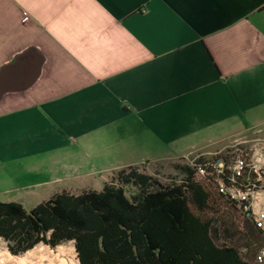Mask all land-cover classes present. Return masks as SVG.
Masks as SVG:
<instances>
[{
	"label": "crops",
	"instance_id": "obj_1",
	"mask_svg": "<svg viewBox=\"0 0 264 264\" xmlns=\"http://www.w3.org/2000/svg\"><path fill=\"white\" fill-rule=\"evenodd\" d=\"M256 136L264 0H0V202Z\"/></svg>",
	"mask_w": 264,
	"mask_h": 264
},
{
	"label": "trees",
	"instance_id": "obj_2",
	"mask_svg": "<svg viewBox=\"0 0 264 264\" xmlns=\"http://www.w3.org/2000/svg\"><path fill=\"white\" fill-rule=\"evenodd\" d=\"M177 169L169 184L130 166L100 190L0 202V239L12 255L73 242L79 264H259L260 232L191 164Z\"/></svg>",
	"mask_w": 264,
	"mask_h": 264
},
{
	"label": "built area",
	"instance_id": "obj_3",
	"mask_svg": "<svg viewBox=\"0 0 264 264\" xmlns=\"http://www.w3.org/2000/svg\"><path fill=\"white\" fill-rule=\"evenodd\" d=\"M229 147L198 155L190 164L264 238V137L236 139ZM256 260L264 264V247Z\"/></svg>",
	"mask_w": 264,
	"mask_h": 264
},
{
	"label": "rangeland",
	"instance_id": "obj_4",
	"mask_svg": "<svg viewBox=\"0 0 264 264\" xmlns=\"http://www.w3.org/2000/svg\"><path fill=\"white\" fill-rule=\"evenodd\" d=\"M232 143H229L227 145V147L230 148L229 146H231ZM207 156H210V155H207ZM191 160H192V158H181V159L168 160V161L158 163V164H150V165H146L145 167L144 166L139 167V171L153 177L154 179H156L157 181H159L162 184H169V183H172L175 181H180L183 178L184 174L182 172L178 171L177 166L178 165H188V164H190ZM115 177H116V172L111 173L107 178V182L112 181ZM94 187L96 189H99V190L102 189L100 182L95 183ZM134 191H135V189L133 187H127L126 188V192L128 195H130ZM40 245L47 246V245H44L43 243H40L36 246H40ZM60 247H62L65 250L63 254L59 253V251H58ZM47 248L49 250L55 252V253L60 254L59 258H63L66 260L77 259V254L75 252L73 242L63 243L54 249H52L49 246H47ZM7 252H9V251L7 249L6 242L4 240L0 239V257L2 256V254H6ZM23 254L24 253L19 254V255H12L11 254L13 256V259L11 258L7 262V264H14V257L20 256ZM0 264H1V262H0Z\"/></svg>",
	"mask_w": 264,
	"mask_h": 264
},
{
	"label": "bare ground",
	"instance_id": "obj_5",
	"mask_svg": "<svg viewBox=\"0 0 264 264\" xmlns=\"http://www.w3.org/2000/svg\"><path fill=\"white\" fill-rule=\"evenodd\" d=\"M66 248V247H65ZM59 253L63 254L64 249L59 248ZM58 253H55L47 248V246H35L33 249L25 252L23 255L14 257V264H79L77 259L59 258ZM13 256L7 252L0 257L1 264H7Z\"/></svg>",
	"mask_w": 264,
	"mask_h": 264
}]
</instances>
